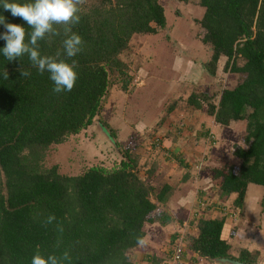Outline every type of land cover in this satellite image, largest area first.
Segmentation results:
<instances>
[{
    "label": "trees",
    "instance_id": "trees-1",
    "mask_svg": "<svg viewBox=\"0 0 264 264\" xmlns=\"http://www.w3.org/2000/svg\"><path fill=\"white\" fill-rule=\"evenodd\" d=\"M176 1L185 4L189 0ZM198 1L204 10L198 21L205 32L202 45L210 52L202 69L214 77L217 64L224 59V72L239 75L241 82L223 90L216 105L210 97L203 95L200 99L197 94H191L186 103L198 111L205 105L206 114L217 127L245 122V134L242 144L232 148L234 163L201 168L208 169L211 187L223 205L215 207L220 216L215 212V216L202 217L199 210L195 211L189 227L196 234L186 235L179 246L173 244L165 259L147 256L145 262L171 264L179 251L180 264H196L198 260L212 264L215 259L257 264L256 252L242 249L234 256L235 248L222 235L231 218L223 211L231 197L235 199L229 208L241 211L256 186L262 189L258 188L260 204H264V0ZM0 15L7 23L31 31L25 21L2 7ZM80 17L73 32L84 43L73 58L78 79L71 92L54 93L49 74L41 75L26 56L8 62L0 54V264H31L37 250L45 256L68 250L72 264H133L129 255L140 249L138 238H145V225L172 221L159 207L170 201L171 186L164 183L157 189L146 184L136 171L139 156L129 149H120L121 162L109 169L95 166L77 176H67L59 174L56 166L44 168L50 147L92 125L108 89L119 77L123 78L119 81L121 90L127 91L130 78L119 57L132 37L155 35L156 28L166 26L158 0L90 1L81 6ZM4 31L0 25V33ZM63 39L61 35L40 41L41 54L55 56L62 52ZM4 46L5 41L0 40V49ZM21 65L30 71L29 77H21L17 71ZM4 69L7 80L2 76ZM101 128L115 138L109 126L101 124ZM203 137L216 145L207 130ZM154 171L153 166L148 179L157 173ZM203 171L199 174L207 172ZM188 176L182 177L180 184ZM48 215H55L63 225L62 234L55 224L42 226Z\"/></svg>",
    "mask_w": 264,
    "mask_h": 264
},
{
    "label": "rangeland",
    "instance_id": "rangeland-1",
    "mask_svg": "<svg viewBox=\"0 0 264 264\" xmlns=\"http://www.w3.org/2000/svg\"><path fill=\"white\" fill-rule=\"evenodd\" d=\"M90 1L97 0H87ZM158 2L164 9L165 28H156L155 35L132 37L128 49L119 57L127 66L130 78L127 91L121 90L119 81L123 78H115L117 82L108 89L100 115L92 125L62 144L50 147L44 160L46 169L56 166L61 175L77 176L91 167L109 169L118 165L120 149H129L131 154L139 156L136 171L142 180H147L146 184L157 189L164 183L171 186L170 201L159 207L172 221L145 225L146 245L129 255L133 264H147V256L163 259L172 251L173 244L179 246L186 235L196 234L189 227L195 211L199 210L202 217L215 216V212L220 216L218 208L223 205L211 187L207 170L234 163L231 151L234 145L242 144L246 127L245 122L217 127L212 117L197 114L198 110L188 107L186 101L191 94H197L200 99L206 95L218 104L222 91L233 89L241 79L239 75L224 72V59L217 64L214 77L200 74L205 72L202 66L210 59V52L202 45L205 32L198 21L204 10L198 0L185 4L176 0ZM170 107L173 109L168 112ZM205 109L203 105V112ZM101 124L114 131V139ZM206 130H210L216 145L204 139ZM153 166L157 173L148 179ZM202 171L207 172L200 175ZM186 174L188 178L180 184ZM177 183L180 186L175 187ZM258 188H251L241 211L229 208L234 196L226 202L223 211L231 218L222 237L231 241L234 256L242 249L256 252V263L264 264V204H260L261 188ZM174 259L171 264H180L177 257ZM196 264L211 263L198 260Z\"/></svg>",
    "mask_w": 264,
    "mask_h": 264
},
{
    "label": "clouds",
    "instance_id": "clouds-1",
    "mask_svg": "<svg viewBox=\"0 0 264 264\" xmlns=\"http://www.w3.org/2000/svg\"><path fill=\"white\" fill-rule=\"evenodd\" d=\"M87 0H30V2L19 3L16 0H0V7L4 11H10L13 17L21 18L29 25L31 31L26 32L25 28L7 23L5 17L0 15V25L5 31L0 33V40L5 41V46L0 49V54L8 61L21 60L27 57L31 65L42 75L49 74V79L53 82L54 93L71 92L78 79L76 71V57L83 47V39L80 35L73 32V27L80 22L81 6ZM63 35L62 52L58 51L55 56L42 55L39 49V42L48 38ZM64 56L67 59H61ZM71 60V63L68 62ZM21 77H29L30 71L23 65L17 69ZM2 76L8 79V72L4 69ZM55 224V229L62 234L63 225L57 221L55 215H48L43 221L42 226L48 227ZM57 241V247L60 246ZM138 244L143 247L146 245L144 238H138ZM31 264H72V257L68 250L61 254H41L37 250L31 258Z\"/></svg>",
    "mask_w": 264,
    "mask_h": 264
},
{
    "label": "water",
    "instance_id": "water-1",
    "mask_svg": "<svg viewBox=\"0 0 264 264\" xmlns=\"http://www.w3.org/2000/svg\"><path fill=\"white\" fill-rule=\"evenodd\" d=\"M96 117H98V116H96ZM212 264H244V263L229 260V259H215L212 261Z\"/></svg>",
    "mask_w": 264,
    "mask_h": 264
},
{
    "label": "crops",
    "instance_id": "crops-1",
    "mask_svg": "<svg viewBox=\"0 0 264 264\" xmlns=\"http://www.w3.org/2000/svg\"><path fill=\"white\" fill-rule=\"evenodd\" d=\"M200 74H202L203 77L207 76V75H206L207 73H206V72H203V71H202V72L200 71ZM200 74H199V75H200ZM197 77H198V76H197ZM197 80H198V78H197ZM177 85L180 86V87H182V84L180 85V83H177ZM195 113H196V112H195ZM199 113L202 114V115H204L205 117H209L208 114H206L205 112H203V110H202V112L199 111L197 114H199ZM209 118H210V117H209ZM212 119H213V118H212ZM205 125H206V123H205ZM203 127H204V125H203ZM207 131L210 133V130H207ZM177 158H179V157H177Z\"/></svg>",
    "mask_w": 264,
    "mask_h": 264
},
{
    "label": "built area",
    "instance_id": "built-area-1",
    "mask_svg": "<svg viewBox=\"0 0 264 264\" xmlns=\"http://www.w3.org/2000/svg\"><path fill=\"white\" fill-rule=\"evenodd\" d=\"M178 252H179V251H177L175 258H176V257L179 258V257H178Z\"/></svg>",
    "mask_w": 264,
    "mask_h": 264
}]
</instances>
